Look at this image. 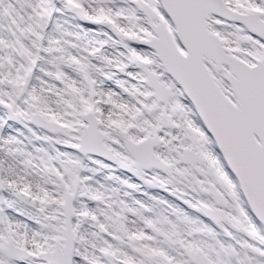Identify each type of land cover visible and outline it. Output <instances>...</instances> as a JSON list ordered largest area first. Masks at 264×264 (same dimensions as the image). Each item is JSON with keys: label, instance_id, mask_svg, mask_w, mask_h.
Here are the masks:
<instances>
[{"label": "snow or ice", "instance_id": "1", "mask_svg": "<svg viewBox=\"0 0 264 264\" xmlns=\"http://www.w3.org/2000/svg\"><path fill=\"white\" fill-rule=\"evenodd\" d=\"M0 264H264V0H0Z\"/></svg>", "mask_w": 264, "mask_h": 264}]
</instances>
